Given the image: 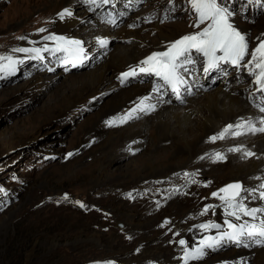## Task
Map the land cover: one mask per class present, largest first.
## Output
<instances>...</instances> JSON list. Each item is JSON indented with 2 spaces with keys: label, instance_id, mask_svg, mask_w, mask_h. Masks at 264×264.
<instances>
[{
  "label": "rangeland",
  "instance_id": "374dc122",
  "mask_svg": "<svg viewBox=\"0 0 264 264\" xmlns=\"http://www.w3.org/2000/svg\"><path fill=\"white\" fill-rule=\"evenodd\" d=\"M38 4L42 3L39 0H0V43L12 40L15 34L27 32L44 22L51 21L52 15L57 11H53L45 18L42 13L36 11V5L40 7ZM124 7L126 8L127 5ZM147 7V2L141 0L137 8L129 15L132 17H130L128 25H125V21H123L128 17L123 20L120 18H124L129 11L125 16L121 11V16L113 25L107 23L112 26L109 25L110 31L106 35L110 40V45L106 52L105 48H100L103 54L113 55L119 46L127 47L132 43H138L146 36L150 38L155 35V31L148 26L160 25L159 23H140V17L147 12ZM177 10L180 12L181 8L179 7ZM89 15L88 21L83 20L79 23L80 28L89 25L93 29V24H91L93 16L90 13ZM178 17L175 16L174 21L169 23L178 22L181 24L178 28H174L175 34L187 30L186 23ZM134 18H137L136 21ZM256 18L261 26H257V28L247 26L253 29L254 33L264 31V12L257 14ZM131 25L133 26L129 28ZM125 27L128 32L140 28L137 37L127 36L126 33L120 34L121 36L111 35ZM112 30L113 32H111ZM87 31L83 29L80 33L81 37L87 39L90 36ZM15 43L19 44V42ZM35 67L37 68V66ZM35 67L34 69L25 68L26 70L23 69L25 71L20 72L21 74L16 79L0 84V162H4L5 166L9 167L2 174L13 172L12 175L16 179L9 186L15 187L17 192L16 200L0 213V264H80L83 261L107 258L122 259L125 263L136 260H159L160 258L152 249L159 244L161 248L167 249V258L169 259L172 256V248L166 244L165 240L160 239L162 231L158 228V222L163 216H170L176 221L187 218V214L195 208L196 198L177 199L176 196H172L165 206L158 208L148 201L138 202L135 199L132 203H128L118 196L119 192L133 188L140 183L148 182L151 179L156 180V178L148 180L151 175L139 182V175L142 172H145L146 175L157 173L169 165H179L173 172L184 171L181 159L172 155L168 148L165 150L162 146L156 149L159 133L156 123L152 124V120L159 108L154 109V112L150 114L138 113L137 116H134L136 119L131 118L132 120L123 126V132L126 133L141 130L144 132V138L142 142L139 138H134L122 147L129 138L122 142L121 140L110 141L109 132L113 129L106 128L107 133L104 134L95 133L98 125L105 126L104 115L112 109V105L116 101L113 91L101 87L89 97L85 95L77 102L72 101V97L77 94L76 87L80 86L83 81L84 72L82 70L87 66L76 70L77 72L70 73H64L61 70L48 73L37 70ZM132 84L134 81L126 82L125 87H130ZM238 84L240 86L246 82L240 81ZM210 85L209 90H213L217 83L213 82ZM227 86L231 89L230 85ZM95 89L96 87L88 94ZM169 98L171 99L170 96ZM189 98L191 96L185 99ZM170 99H167L164 105L171 106ZM187 104L186 101L185 105ZM149 115L152 117L147 121L144 122L141 119V117ZM211 134L214 133L208 135ZM205 135L200 131L198 137L213 144ZM262 135L263 133H257L244 136L242 140L244 142H247L249 138L257 140ZM91 138L96 140L90 143ZM129 142L132 144L128 146ZM116 144L118 146L112 149ZM235 147H240L241 151L237 154L228 152L229 155L231 157L243 156L242 146L236 145L231 148ZM215 149H213L214 152L218 151ZM70 150H74V154L62 162L63 154ZM211 150L198 155L195 160L198 163L209 162ZM42 152L54 155L56 158L40 162L43 158L40 156ZM108 153L118 154V157L104 164L102 159ZM229 155H227L226 162H216L220 164L219 168H221L217 171V175H205V180L209 179L215 186H221L230 183L232 178H236L225 169L229 163ZM200 157H204V159H200ZM244 158L247 163L248 161L258 162L261 156L258 157L255 154ZM9 160L13 161L9 162ZM29 163L32 164V168H29ZM170 174L159 178L168 177ZM262 179L256 178V182ZM255 183L251 185L254 186ZM129 186L130 188H128ZM62 193L100 205L102 209L113 215L111 222L101 220V217L94 212L84 214L69 207L58 206L56 208L47 204L39 206L44 197L63 195ZM174 203L178 205V208H173ZM132 210H135V213ZM219 210L215 209V213L221 224L224 225V221L229 217L223 215V212ZM138 221H150L151 223L143 230L134 232L131 230L133 225L129 224ZM117 223L121 224L119 226L125 225L124 230L130 233L131 241L124 240L119 233ZM107 227L111 228L106 229ZM143 236H147L148 240L150 238L153 241L146 244L145 241H142ZM105 241L107 243H104ZM141 242L145 243L144 251L147 248L148 253L142 250L141 256L139 254L129 258L128 255L134 246ZM108 243L119 245L111 247ZM232 249L239 253L245 251L235 248L221 249L219 253L210 255L209 258L214 257V260L221 258L223 254ZM253 249L260 250L264 247ZM228 257L233 258L231 255ZM206 262H210V260ZM250 264H264V262L260 263L255 260V256H252Z\"/></svg>",
  "mask_w": 264,
  "mask_h": 264
},
{
  "label": "bare ground",
  "instance_id": "6f19581e",
  "mask_svg": "<svg viewBox=\"0 0 264 264\" xmlns=\"http://www.w3.org/2000/svg\"><path fill=\"white\" fill-rule=\"evenodd\" d=\"M39 1L42 4H38L40 5V7H37L36 5L35 9L37 12L42 13L45 18L49 14H52L53 11L56 12L65 7L74 8L78 5L77 0H39ZM138 2L139 0H130L128 4H124V1L122 0H118L114 2L115 7L113 9H116V11L118 12L122 11L124 14H126L127 11H129V13H127L124 18L123 17L120 18V20H123L128 17L127 19L123 20L125 21L124 23L125 25H128L129 21L131 20L130 17H132V15L131 16L129 15L133 10L137 8L139 4ZM125 5H127L126 8L124 7ZM147 9L149 10V5ZM89 18H90L89 12L85 11L84 9H81L75 12L73 17L70 20L64 22L63 24L51 23L52 30L57 31L58 33L74 34L79 37H81L80 33L83 29L88 30L87 32L88 34H90V36L87 37L86 41L89 47L88 53L91 54V59L86 64L87 67H85L82 70L84 72L82 77L83 81L82 83H80V86L76 87L75 91H77V94L74 97H72V101L77 102L81 97L85 95L89 97L94 92H96L97 89L101 87L113 91L114 96L116 97V101L112 105V109L109 110L104 115L105 116L104 119L107 120L109 117L113 115L123 113L125 109L131 106L132 101L134 102L141 96L147 94L149 90V88L145 84H141L135 81L134 84H132L130 87H125L126 83L122 86H119L116 83V80L114 79V71L121 70L124 66L128 64L136 63L145 54V52H147L148 49L150 50L151 46L158 44L160 39L164 41H170L174 39L175 36L177 35L175 34L174 28H178L179 25L181 26V24L177 22L168 25L153 24L151 26H148L150 27L151 30L155 31V35L153 37L149 38L148 36H146L140 39L138 43H132L130 44V46L127 47L119 46V49L115 54L107 56L102 53L99 47L92 45L89 46V45L92 38L98 39L108 35L110 31L109 25L111 23L107 24L108 22H102L101 16L97 15L94 16L92 19L91 24H93V29L89 25H86L84 28H80L79 23L83 20L88 21ZM134 21H136L135 18ZM43 24H45V22ZM139 30L140 28L134 30L133 32H128V30L125 27V29L121 28L120 30L115 31L111 35H115V34L120 35L126 33L125 35L136 38L137 32ZM19 44L24 45L23 43H19ZM98 56H101L102 58L100 60H97ZM97 61H99V64H97ZM90 67H94V68H90ZM222 68H224V66L220 65L218 69H222ZM209 78L210 80L214 78L215 83H217V85L213 90H209V88H207L206 90H200L198 93L196 92L193 95H191V98L189 99H184L183 95L181 94L180 97L181 99L183 98L184 101L183 103H181V99L177 100L178 103H175V100H173L172 98L170 99L169 96L167 98H164V100L161 99L160 101L158 100L153 101L154 109L159 108L158 110L156 109L157 111L155 112V116L152 120V124L156 123V129L159 133L158 139L156 141V149H159L162 146L163 149L165 150L166 148H168L170 152H172V155L179 157V159H181V165L184 166L183 170L199 168L202 170L203 176L205 175L215 176L217 175V171L221 169L219 168L220 164L213 162L212 159L207 163H203V162L198 163L195 160L196 157L202 153L204 154L208 152L210 149L213 150L216 148L217 150L227 152L229 148L236 145H241L242 151H250L256 154L258 157L261 156L260 160L258 162L248 161L247 163V161H245L246 159L242 158V155H239L240 157H236V156L231 157V155H229L228 153L227 155H229L228 161L230 165L228 163V166L225 169L228 170L231 175L233 174L236 177V178H232L231 180H239V183L240 181L244 180L243 182L249 185V189H253L257 187V185L261 181L260 180L256 182V178L264 175V156H263L264 133L261 136V138L257 140L253 138H249L247 142H244L242 140L243 137H240L235 141L225 139L224 141L215 142L213 144L208 143L206 139H203L202 137H198V135L199 132L201 131L202 134L204 133L206 134L205 136L207 138L208 134L216 133L223 126V124L227 122L234 123L239 117H241V119L243 120L247 118L253 120L254 118L260 116V114L256 109H254L250 105L248 100L243 99L241 97L242 91L245 89V86L242 85L237 86L236 88L237 91L235 93H232V89H229L227 86L228 83L226 82V80H229L228 78L225 79L222 76H220V74H216V73H213L210 77L204 74L201 78L204 86H206L209 83ZM235 79L236 78H234L233 81ZM130 81L132 80H128V83ZM95 87H96L95 91L88 94ZM167 99L171 100L172 102L171 106L164 105ZM186 101L188 102L187 105H185ZM160 106L162 107L160 108ZM151 117L152 116L149 115V116L141 117V119L145 122ZM219 123L221 124L219 125ZM97 127L98 129L95 131V133H99V132L101 134L107 133L106 126H104L103 124L98 125ZM123 129L124 127L122 126L117 129H113V131L109 132L110 141L116 142L121 140L122 142L126 138H129L127 141L124 142L122 147H124L125 143H127L128 141L134 140V138L135 139L139 138L140 141L142 142L144 138V132L140 130V131H131L129 133H126L123 132ZM118 144L114 145L112 149L115 146H118ZM132 148L134 149V147ZM117 157L118 154L116 155V154L108 153L103 157L102 161L105 164L106 162L108 163L116 159ZM178 167L179 165H169L164 167L163 169L160 170L158 169L159 171H157V173H149V175L148 174L146 175L145 172L144 173L142 172L139 175L140 178L139 182L147 179L151 175L152 176L149 177L148 180L151 178L157 179L159 177L164 176L165 174H166L165 176H167L171 172L176 170ZM152 171L154 172V170ZM253 183H255L254 186L251 185ZM221 186H218L216 188L217 191L221 189ZM128 188H130V186ZM221 195H223V193H221ZM216 199L220 200L218 198ZM245 205L248 207L253 205L258 206V204L254 201L245 202ZM173 208L175 209L178 208V205L174 203ZM135 210H132V212L135 213ZM213 212L215 213V210ZM225 215L228 216L226 213ZM135 223L129 224V225H133L131 230H133L134 232L140 229L143 230L144 228H146V226L150 225L151 222L138 221L136 224ZM143 237H142V241H145L146 244H149L150 242L153 241L150 238L148 240L147 236L144 238ZM104 243H107V241H105ZM108 244L111 245V243ZM117 245L119 244H115V245L112 244L111 247ZM159 245H156L154 248H152L154 249L156 256L164 260L168 259L167 258L168 251H166L167 249L165 250L161 248ZM144 252L148 253L147 248L145 249ZM253 253H256L255 254L256 261H259L260 263L264 262V249H260V250L253 249L251 251L245 250L242 253H239V251H235L232 249L226 252L225 254H223L221 258L214 260V257L212 258L208 257L210 262H206L204 264H212L220 260L229 259L228 256L230 255L233 257H237L247 254L252 255Z\"/></svg>",
  "mask_w": 264,
  "mask_h": 264
},
{
  "label": "snow or ice",
  "instance_id": "6c2138e0",
  "mask_svg": "<svg viewBox=\"0 0 264 264\" xmlns=\"http://www.w3.org/2000/svg\"><path fill=\"white\" fill-rule=\"evenodd\" d=\"M104 4H108L110 0H102ZM191 5L193 12L196 15V23L193 25L195 28H199L200 31L185 35L181 37L179 40H176L170 43L167 46V50L163 52H154L150 56L146 57L145 60L141 61L137 68L140 72L145 74H154L156 77L162 81V84L157 85L154 88V91H159L160 87H170L174 93L177 94V98L180 97V86L187 85L188 81L185 79L184 73L188 71L187 65L194 64L195 61L192 58V52H196L202 54L205 58L204 68L205 72H209L211 70L217 69L220 66V62H229L232 65H240L241 61L244 60V57L248 54V41L246 38V34H243L237 29L232 23L231 18L234 15L229 7H227L221 0H188ZM63 18L65 15L70 16L71 12L68 9H65L62 13H60ZM111 23H115V21H110ZM207 22V26L201 28L202 24ZM39 31H45L44 29H39ZM45 39H53V40H63V37H46ZM259 39V38H258ZM77 45V51L75 53L76 59L80 58L79 50V41L73 42ZM108 41L106 39L98 38V44L101 47H106ZM47 50V49H46ZM17 51L28 52L35 51L37 53L40 52V49H17ZM55 51H67L66 49L61 48L59 45L55 49ZM217 52L222 53V55H217ZM252 61L249 63H253L255 68L259 69V73L256 75V83L260 86V91L264 92V39H261L258 43L257 47L252 50ZM0 59H4L0 57ZM67 62V61H66ZM75 66V60L73 61ZM136 69L130 68L128 72L121 74V82H124V79L129 76H135ZM185 91L188 95H191V91L189 88H185ZM147 99V98H144ZM183 99H181V103H183ZM144 103V100H141V104ZM153 106L148 105L146 107L140 108L141 111L151 110ZM259 111L264 113V106L259 107ZM131 118V117H127ZM260 127L256 126V122L252 119H248L247 121H241L235 125L229 124L225 126L219 133L210 136L209 142L215 143L218 139H225L228 134L232 136H240L244 134H252L255 135L257 133H264V116L258 118ZM107 123L111 124V121ZM245 129L244 132L233 131L234 129ZM229 152H239L241 151L240 147L230 148ZM69 156L72 153L68 154ZM254 153L250 151H244V155L242 158L247 156H253ZM209 158L216 162L218 160H224L225 156L223 153L216 152L213 154H209ZM200 159H204V157H200ZM185 176L195 175L194 173H185ZM195 183V181H193ZM206 186V185H205ZM260 189H264V184L259 185ZM229 190H234L231 195H227ZM257 189H245L242 184L239 182L228 184L224 188L219 189L217 192L212 193L213 197L219 198L222 203L227 204L228 208L239 209L240 212L243 213L244 216L250 217L252 220L259 219V223H248L247 221L243 224H235L229 220H225L224 223L228 225L229 228L233 229L232 232H223L220 233L221 239L227 237L231 241H235L237 243H242V238H247L252 241L254 244L264 246V216L258 217L257 214H264V208H248L243 204L242 193L243 192H255ZM224 193L226 195H221ZM259 198L264 200V191L259 192ZM64 199H68V195H64ZM77 204L81 208H84L85 205L79 201ZM214 207L213 205L206 206L201 215H204L208 208ZM228 216L235 217L236 220H240L241 216L236 215L235 211L228 212L226 211ZM170 223V221H165V224ZM163 226V225H161ZM201 229L212 228H220L218 224H201L198 226ZM130 239V237H129ZM210 240L211 243L205 244L204 240L200 241L202 247H195L190 250L186 249L184 254V262L188 264V260L190 259H198L204 255V247H212L215 244H218L214 237L205 238ZM180 245L184 246L186 241L180 240ZM247 246V244H245Z\"/></svg>",
  "mask_w": 264,
  "mask_h": 264
},
{
  "label": "trees",
  "instance_id": "16d2710c",
  "mask_svg": "<svg viewBox=\"0 0 264 264\" xmlns=\"http://www.w3.org/2000/svg\"><path fill=\"white\" fill-rule=\"evenodd\" d=\"M257 25H258V26H261V23H260V24L258 23Z\"/></svg>",
  "mask_w": 264,
  "mask_h": 264
}]
</instances>
